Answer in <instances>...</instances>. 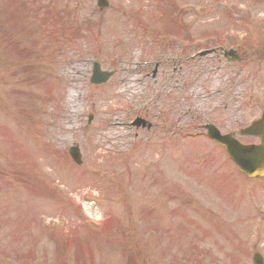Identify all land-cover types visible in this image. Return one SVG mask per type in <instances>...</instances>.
<instances>
[{"label": "rangeland", "instance_id": "rangeland-1", "mask_svg": "<svg viewBox=\"0 0 264 264\" xmlns=\"http://www.w3.org/2000/svg\"><path fill=\"white\" fill-rule=\"evenodd\" d=\"M96 1L0 0V264H253L264 187L204 126L263 112L264 0Z\"/></svg>", "mask_w": 264, "mask_h": 264}, {"label": "water", "instance_id": "water-1", "mask_svg": "<svg viewBox=\"0 0 264 264\" xmlns=\"http://www.w3.org/2000/svg\"><path fill=\"white\" fill-rule=\"evenodd\" d=\"M100 5H107L106 0H98ZM110 73H103L99 70L98 65L95 67V74L92 78L93 81H105L110 76ZM242 133L259 136L262 144L258 146H246L240 144L231 135L222 136L215 128H211L210 136L222 145L225 146L228 154L237 163L240 169L246 174L263 175L264 174V115L263 118L253 122V124ZM73 158L80 162V154L78 148L71 149ZM256 264H259V256L255 257Z\"/></svg>", "mask_w": 264, "mask_h": 264}, {"label": "bare ground", "instance_id": "bare-ground-1", "mask_svg": "<svg viewBox=\"0 0 264 264\" xmlns=\"http://www.w3.org/2000/svg\"><path fill=\"white\" fill-rule=\"evenodd\" d=\"M69 100H72V95L71 94H69ZM75 109H74V106H72V111H74Z\"/></svg>", "mask_w": 264, "mask_h": 264}]
</instances>
